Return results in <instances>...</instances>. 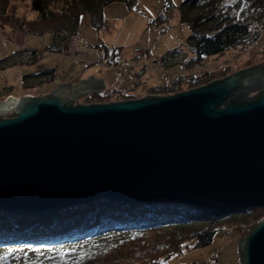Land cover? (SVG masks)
<instances>
[{
	"label": "water",
	"instance_id": "water-1",
	"mask_svg": "<svg viewBox=\"0 0 264 264\" xmlns=\"http://www.w3.org/2000/svg\"><path fill=\"white\" fill-rule=\"evenodd\" d=\"M102 80L0 102V211L48 216L97 200L202 210L264 206V60L168 96L78 104ZM249 92H256L248 96ZM264 264V217L237 242Z\"/></svg>",
	"mask_w": 264,
	"mask_h": 264
},
{
	"label": "trees",
	"instance_id": "trees-1",
	"mask_svg": "<svg viewBox=\"0 0 264 264\" xmlns=\"http://www.w3.org/2000/svg\"><path fill=\"white\" fill-rule=\"evenodd\" d=\"M136 1L0 0V26L27 33L38 23H51L54 25L52 35L58 42L69 38L77 40L76 30L82 16L90 18L91 26L100 27L104 7ZM227 2L231 0H184L180 3L179 22L190 27L193 34L187 40L191 55L184 56L176 65L190 73L154 87L152 91L161 96L172 95L234 73L226 64L206 66L249 44L251 34L247 29L251 25L259 27L264 34V0H236L231 6L226 5ZM238 8L240 15L232 14L233 9ZM252 12L255 14L250 20L241 18ZM256 48L260 49L261 62L264 45ZM44 51L59 53L60 48L46 47ZM29 53V63L36 60L35 56L39 58L36 51ZM172 53L169 50L161 58L166 61ZM5 59H0V63ZM112 61L116 65L118 60L113 58ZM53 74V70L47 69L36 77L52 79ZM133 98L126 91L104 90L82 96L78 103L102 104ZM262 217L264 207L202 210L180 204L132 205L106 200L65 208L48 216L0 211V257H3L0 264L10 263L16 248L38 251L76 245L78 250L73 254L54 255L36 264H163L169 256L180 254L185 244L204 247L218 232L235 231L240 239Z\"/></svg>",
	"mask_w": 264,
	"mask_h": 264
},
{
	"label": "rangeland",
	"instance_id": "rangeland-1",
	"mask_svg": "<svg viewBox=\"0 0 264 264\" xmlns=\"http://www.w3.org/2000/svg\"><path fill=\"white\" fill-rule=\"evenodd\" d=\"M183 1L137 0L133 4H111L102 10L100 27L91 26L90 18L82 16L76 30L77 40L69 38L63 42H58L52 35L54 25L51 23H38L27 33L8 32L10 28L0 26V30H5L0 31V59L6 58L5 62L0 63V102L5 100L7 94V97L16 99L22 96L42 97L59 85L76 86L89 77L102 80V91L121 90L132 94L134 98L130 100L146 95L160 97L152 88L190 73L185 70V74H181L180 68L183 67L176 65L184 56L191 55L187 40L193 30L178 19V8ZM235 1L231 0L226 5L231 6ZM239 9H233L232 14L240 15ZM254 14H244L241 18L250 20ZM96 22L99 20L96 19ZM257 37L264 45L262 30L257 33ZM55 46L60 48L59 53L44 51L46 47ZM256 47L253 45L248 50L242 46L236 52L209 62L206 68L226 64L235 73L255 66L262 62H259L260 49ZM134 48L147 51L148 59L145 63L160 58L163 70L144 69L141 66L122 68V62L131 58ZM169 50L173 53L164 61L161 55ZM29 51H36L39 58L35 56L36 60L29 63ZM113 58L118 60L116 65H113ZM47 69L53 70L52 79L36 77L40 71ZM255 93L249 92L248 96ZM11 116L7 113L1 117ZM249 231L244 232L240 239L246 237ZM238 240L235 231L218 232L204 247L194 248L190 243L185 244L180 254L169 256L163 264H240ZM77 250V245L38 251L28 247L16 248L8 264H36L54 255L73 254Z\"/></svg>",
	"mask_w": 264,
	"mask_h": 264
},
{
	"label": "built area",
	"instance_id": "built-area-1",
	"mask_svg": "<svg viewBox=\"0 0 264 264\" xmlns=\"http://www.w3.org/2000/svg\"><path fill=\"white\" fill-rule=\"evenodd\" d=\"M247 31H248L249 34H251V40H250L249 44H246L244 46L245 49H248V50L250 49L251 50L253 45H257V46L258 45L259 46L263 45L262 42H260L258 37H257V33L259 31H261V29L259 27H257L256 25H251L247 29ZM147 59H148V54H147L146 50H142V49H139V48H134L132 50L131 58L129 60L123 61L121 67L125 68V69H129V68L141 66L144 69L149 68L151 70H161V71L163 70L164 66H163V63H161V59L160 58L159 59H155V60H150V62L145 63ZM180 73L184 75L185 74V69L184 68H180ZM42 90L44 91V87L43 86H42ZM28 97H30V96H28ZM212 259L215 260L214 257Z\"/></svg>",
	"mask_w": 264,
	"mask_h": 264
},
{
	"label": "crops",
	"instance_id": "crops-1",
	"mask_svg": "<svg viewBox=\"0 0 264 264\" xmlns=\"http://www.w3.org/2000/svg\"><path fill=\"white\" fill-rule=\"evenodd\" d=\"M0 31H5V30H0ZM8 32H19V33H22V31H19V30H16V29H11L10 31Z\"/></svg>",
	"mask_w": 264,
	"mask_h": 264
},
{
	"label": "snow or ice",
	"instance_id": "snow-or-ice-1",
	"mask_svg": "<svg viewBox=\"0 0 264 264\" xmlns=\"http://www.w3.org/2000/svg\"><path fill=\"white\" fill-rule=\"evenodd\" d=\"M0 259H3V257H0Z\"/></svg>",
	"mask_w": 264,
	"mask_h": 264
}]
</instances>
